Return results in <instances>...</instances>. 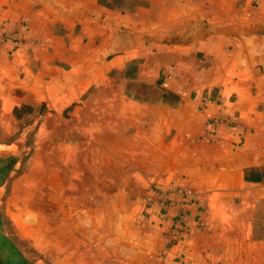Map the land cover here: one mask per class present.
<instances>
[{"label":"crops","instance_id":"crops-1","mask_svg":"<svg viewBox=\"0 0 264 264\" xmlns=\"http://www.w3.org/2000/svg\"><path fill=\"white\" fill-rule=\"evenodd\" d=\"M0 24L12 36L0 52V79L12 88L0 87L2 110L34 108L28 97L55 114L78 112L83 96L101 89L103 68L124 70L136 51L157 67L143 81L152 94L161 80L180 100L150 101L159 112L146 126L161 154L158 174L146 175L161 195L148 200L168 212L159 217L166 234L149 251L135 252L126 239L115 264H136L139 255L140 264H264V181H246L264 171V0H0ZM126 37L144 46L129 43L134 52L110 59ZM220 118L234 129L216 122L210 142V123ZM103 214L99 205L89 218L96 234L109 221L117 236L119 218Z\"/></svg>","mask_w":264,"mask_h":264},{"label":"rangeland","instance_id":"rangeland-1","mask_svg":"<svg viewBox=\"0 0 264 264\" xmlns=\"http://www.w3.org/2000/svg\"><path fill=\"white\" fill-rule=\"evenodd\" d=\"M10 34L0 24L1 53L12 40ZM119 42L114 48L117 54L110 59L126 56L125 49L134 52V46H144L145 39L126 37ZM134 53L136 62L122 71L103 68L101 89L92 88L83 96L78 112L69 109L55 114L31 96L33 100L26 97L25 102L33 103L34 108L15 104L18 112L13 114L11 109L2 110L4 93L0 94V158L17 160L0 189L4 232L30 264H115L114 251L121 253L126 239L133 240L135 252L149 251L159 248L166 234L161 223L165 221L159 217L165 218L168 212L153 208L149 192L161 194L146 177L158 174L161 154L158 136H153L154 144H150L146 135L149 113L155 112L157 117L159 111L149 104L155 99L153 89L143 81L154 79L158 70L155 64L145 63L141 51ZM133 75L135 80H129ZM13 82L17 88L18 80ZM0 87L12 89L10 80L6 84L0 79ZM216 122L224 131L234 129L235 123L228 118L213 119L207 137L210 142L220 132ZM67 133L70 143L63 142ZM242 144L233 143L234 147ZM99 205L104 218H119L117 236H111L109 221L102 234H96L89 218ZM173 227L171 234L176 223ZM100 236L102 251L97 250ZM141 256H136V264Z\"/></svg>","mask_w":264,"mask_h":264},{"label":"trees","instance_id":"trees-1","mask_svg":"<svg viewBox=\"0 0 264 264\" xmlns=\"http://www.w3.org/2000/svg\"><path fill=\"white\" fill-rule=\"evenodd\" d=\"M161 85L162 81L160 80L154 87L155 95L153 94V96L155 99L151 103H158L160 102L158 99L161 98L164 103L167 102L173 106H177L180 102L179 98L161 89ZM17 112L18 110L15 109L14 114H17ZM16 163L17 160L15 158H0V189L10 178V174L13 172ZM246 181L254 183L263 182L264 171L263 173L254 172L251 175H246ZM4 222L3 212L0 207V264H30L16 244L5 234Z\"/></svg>","mask_w":264,"mask_h":264}]
</instances>
